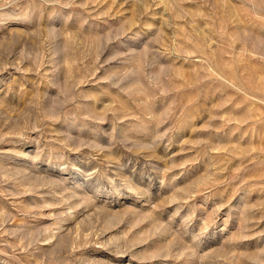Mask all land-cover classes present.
I'll list each match as a JSON object with an SVG mask.
<instances>
[{
    "label": "rangeland",
    "instance_id": "374dc122",
    "mask_svg": "<svg viewBox=\"0 0 264 264\" xmlns=\"http://www.w3.org/2000/svg\"><path fill=\"white\" fill-rule=\"evenodd\" d=\"M0 264H264V0H0Z\"/></svg>",
    "mask_w": 264,
    "mask_h": 264
}]
</instances>
